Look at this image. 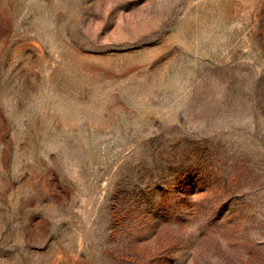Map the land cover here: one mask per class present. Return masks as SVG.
<instances>
[{"label": "rangeland", "instance_id": "obj_1", "mask_svg": "<svg viewBox=\"0 0 264 264\" xmlns=\"http://www.w3.org/2000/svg\"><path fill=\"white\" fill-rule=\"evenodd\" d=\"M0 264H264V0H0Z\"/></svg>", "mask_w": 264, "mask_h": 264}]
</instances>
